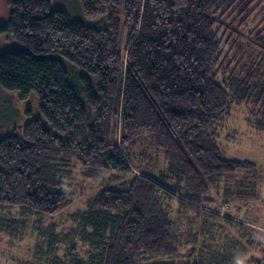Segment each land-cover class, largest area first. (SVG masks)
<instances>
[{
	"label": "trees",
	"instance_id": "16d2710c",
	"mask_svg": "<svg viewBox=\"0 0 264 264\" xmlns=\"http://www.w3.org/2000/svg\"><path fill=\"white\" fill-rule=\"evenodd\" d=\"M78 1L83 17L11 0L0 25L16 43L0 53V89L35 94L40 111L0 135V229L22 240L18 222L37 223L51 264H174L181 246L182 264H241L250 247L264 251L250 225L264 174L217 135L239 103L264 132V0ZM73 163L86 179L112 175L75 211Z\"/></svg>",
	"mask_w": 264,
	"mask_h": 264
},
{
	"label": "rangeland",
	"instance_id": "374dc122",
	"mask_svg": "<svg viewBox=\"0 0 264 264\" xmlns=\"http://www.w3.org/2000/svg\"><path fill=\"white\" fill-rule=\"evenodd\" d=\"M11 0H0V25H4L8 19V13L10 9ZM52 5L60 6L66 9L71 15L76 17H83V12L78 0H51ZM261 18L256 17V21L252 22L250 28L254 30L259 29L257 24ZM16 43L6 37V35L0 33V53L15 48ZM0 89V135L9 134L14 131L16 124L21 123L28 117L27 110L30 109L32 116L40 115L39 101L35 94H31L24 100L19 99L16 94V90H7V92ZM29 111V110H28ZM34 118V117H33ZM17 130V129H16ZM218 142L224 150L225 154L230 157L248 159L254 161L260 167V171L264 174V132L256 131L250 122L247 106L244 103L234 104L228 115L224 116L218 123L217 127ZM145 163H148L146 161ZM74 168V181L76 182L75 196L73 204L68 208L69 210H81L85 208L83 201L89 196H94L99 187H103L105 184H110L112 175L106 172L105 182H98L94 179H86L85 169L79 164L73 163ZM262 198L257 203H253V209L250 215L256 219V223L250 224L253 227L259 228L264 232V181L261 186ZM8 208V207H7ZM11 210L16 211L15 216L20 210L17 207ZM219 215L231 216L235 214L233 207H224L223 205L217 209ZM6 211L0 210V215L5 214ZM176 213V212H175ZM61 216H68L65 213L55 216L54 221H58V227L66 229L69 227V221H63ZM37 217L39 223H41L42 216ZM258 219V220H257ZM50 222L48 220L45 224ZM219 223L225 224L224 219H219ZM256 224V225H254ZM258 224V225H257ZM37 225H30L26 228L23 221H19L16 226L29 231V234L24 239L10 235L1 228L0 229V264H51L44 257L43 254H38L39 237L32 233V227ZM224 231L220 226H217V234L220 236L224 232L233 231L234 233L240 232V228H233L232 230L225 226ZM222 229V230H221ZM35 231H39L36 229ZM36 233V232H35ZM187 247H180L179 251L167 259L173 261L174 264H182L186 257ZM87 252V248L83 245L82 251L78 253L81 257ZM262 254V255H261ZM252 255H255L254 260L249 262ZM264 251H261L258 246L250 247L246 250L243 256L239 258L241 264H255V260H260L259 256H263ZM157 256L151 257L149 255H140L137 260L139 263L148 264L156 259ZM87 260V259H86ZM238 260V262H239ZM246 260V262H245ZM237 262V261H236ZM238 264V263H237Z\"/></svg>",
	"mask_w": 264,
	"mask_h": 264
}]
</instances>
